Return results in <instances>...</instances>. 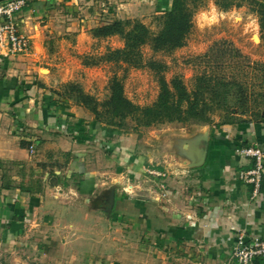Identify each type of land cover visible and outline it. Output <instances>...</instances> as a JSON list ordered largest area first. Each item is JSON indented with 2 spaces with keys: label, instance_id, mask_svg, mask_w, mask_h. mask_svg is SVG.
<instances>
[{
  "label": "crops",
  "instance_id": "crops-1",
  "mask_svg": "<svg viewBox=\"0 0 264 264\" xmlns=\"http://www.w3.org/2000/svg\"><path fill=\"white\" fill-rule=\"evenodd\" d=\"M171 4L27 0L17 19L31 53L0 54V264H226L241 235L264 240V174L255 199L238 177L253 161L236 153L264 152V122L124 134L52 86L64 61L116 38L92 30Z\"/></svg>",
  "mask_w": 264,
  "mask_h": 264
},
{
  "label": "rangeland",
  "instance_id": "rangeland-1",
  "mask_svg": "<svg viewBox=\"0 0 264 264\" xmlns=\"http://www.w3.org/2000/svg\"><path fill=\"white\" fill-rule=\"evenodd\" d=\"M188 3L194 11V29L185 47L172 53H154L150 46H144L143 65L135 68L125 63L101 61L109 49L124 47V41L119 37L95 43L91 51L74 56V61L62 63L66 76L52 84L59 98L79 105L75 96L67 92L68 85L76 84L86 94L104 102L110 95V82L117 76L123 82L125 95L134 104L149 107L158 99L160 75L169 83L180 78L189 92L196 89L198 77L208 75L212 77L213 85L219 81L214 90L219 94H206L211 109L208 120L190 123L233 126L264 122V41L258 16L246 0H188ZM225 3H232L231 8L224 10L221 5ZM161 17L152 16L146 22L129 21L144 24L152 35H156L163 26ZM256 36L260 41L255 40ZM152 63L159 64V69H152ZM42 74L46 75L48 71L44 70ZM221 81L232 86H223ZM81 107L92 117L96 127L104 130L139 135H150L155 130L137 129L132 119H128L123 128L110 127L97 122L91 112ZM87 121L82 122L86 125Z\"/></svg>",
  "mask_w": 264,
  "mask_h": 264
},
{
  "label": "trees",
  "instance_id": "trees-1",
  "mask_svg": "<svg viewBox=\"0 0 264 264\" xmlns=\"http://www.w3.org/2000/svg\"><path fill=\"white\" fill-rule=\"evenodd\" d=\"M252 11L259 18L261 38L264 41V0H246ZM232 3L222 4L224 10L231 8ZM162 18V29L152 35L149 29L140 22L129 20H115L110 24L92 30L95 39L104 40L119 37L124 41V47L111 50L101 57V61L108 63H125L135 68L143 65L144 46H150L154 53H172L186 46L187 39L194 29V11L188 0H172L171 8ZM97 64V63H96ZM94 64V65H96ZM159 64L152 63V69L156 70ZM162 67V66H160ZM160 93L157 101L149 107H140L134 104L126 95L123 82L115 76L109 86L110 95L104 102L86 94L76 84L67 86L70 96H75L76 102L93 114L99 123L107 126L123 128L128 119L136 123L137 129H147L165 124L189 123L198 120L205 122L211 111L206 100V94H219L214 91L218 84L213 85L212 77L203 75L198 77L197 86L193 92L180 78L168 82L163 75L159 77ZM223 86H232L220 82ZM235 86V85H234ZM241 88V87H240ZM83 124V122H82ZM81 130V133H86ZM255 264H263L262 259H256Z\"/></svg>",
  "mask_w": 264,
  "mask_h": 264
},
{
  "label": "built area",
  "instance_id": "built-area-1",
  "mask_svg": "<svg viewBox=\"0 0 264 264\" xmlns=\"http://www.w3.org/2000/svg\"><path fill=\"white\" fill-rule=\"evenodd\" d=\"M27 5V0H6L0 5V54L10 56H28L32 50L31 41L20 32L18 14ZM31 152L33 148L31 147ZM237 155L251 159L253 168L241 171L239 180L253 188V197L261 194L264 174V152L256 146L241 147ZM256 259H262L264 264V240L254 238L248 240L241 235L236 243L230 260L226 264H255Z\"/></svg>",
  "mask_w": 264,
  "mask_h": 264
},
{
  "label": "bare ground",
  "instance_id": "bare-ground-1",
  "mask_svg": "<svg viewBox=\"0 0 264 264\" xmlns=\"http://www.w3.org/2000/svg\"><path fill=\"white\" fill-rule=\"evenodd\" d=\"M255 40H256V41H259V37H258V36H256V37H255Z\"/></svg>",
  "mask_w": 264,
  "mask_h": 264
},
{
  "label": "water",
  "instance_id": "water-1",
  "mask_svg": "<svg viewBox=\"0 0 264 264\" xmlns=\"http://www.w3.org/2000/svg\"><path fill=\"white\" fill-rule=\"evenodd\" d=\"M259 41H260V39H259Z\"/></svg>",
  "mask_w": 264,
  "mask_h": 264
}]
</instances>
